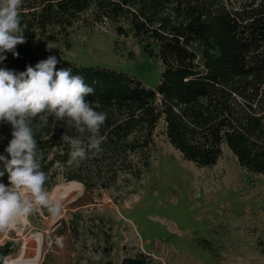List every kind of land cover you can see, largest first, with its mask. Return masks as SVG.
Masks as SVG:
<instances>
[{"label":"trees","instance_id":"obj_1","mask_svg":"<svg viewBox=\"0 0 264 264\" xmlns=\"http://www.w3.org/2000/svg\"><path fill=\"white\" fill-rule=\"evenodd\" d=\"M20 16L27 25L25 43L16 46L18 56L4 53L0 68L19 73L47 59L37 41H65L81 18L131 33L161 62L155 88L110 67L56 65L71 67L94 88L85 100L107 119L99 149L72 166L61 136H85L54 116L31 120L48 175L45 188L59 175L87 189L110 187L124 173L136 175L160 120L171 145L195 165H214L225 145L247 171L264 174V0H23ZM11 133L12 126L0 122V155H8ZM57 160L65 162V171L53 167ZM0 182L8 184L7 173ZM13 252L11 242L0 244V264ZM121 264L155 263L137 252Z\"/></svg>","mask_w":264,"mask_h":264},{"label":"rangeland","instance_id":"obj_2","mask_svg":"<svg viewBox=\"0 0 264 264\" xmlns=\"http://www.w3.org/2000/svg\"><path fill=\"white\" fill-rule=\"evenodd\" d=\"M36 45L63 65L114 68L151 88L159 80V58L108 22L81 18L65 41ZM153 141L145 165L137 160L140 171L110 187L87 189L59 175L46 189L62 203V214L34 206L14 219L0 231V244L14 248L8 259L121 264L141 252L155 264H264V174L247 171L225 145L214 165H195L168 141L163 120Z\"/></svg>","mask_w":264,"mask_h":264},{"label":"clouds","instance_id":"obj_3","mask_svg":"<svg viewBox=\"0 0 264 264\" xmlns=\"http://www.w3.org/2000/svg\"><path fill=\"white\" fill-rule=\"evenodd\" d=\"M22 4L23 0H0V61L7 59V52L18 56L16 46L25 43ZM59 62L52 55L23 72L0 68V122L12 126V139L5 148L8 155H0V177L7 173L8 178L7 185L0 182V231L14 219L29 216L34 206L46 208L53 217L62 214V203L52 199L45 188L48 175L39 163L32 119L41 117L46 122L48 116H54L85 136L62 134L61 140L70 146L67 166L79 165L102 143L100 129L107 113L96 111L85 100L94 88L81 75H74L71 67L57 70ZM53 167L66 170L65 162L59 160Z\"/></svg>","mask_w":264,"mask_h":264},{"label":"bare ground","instance_id":"obj_4","mask_svg":"<svg viewBox=\"0 0 264 264\" xmlns=\"http://www.w3.org/2000/svg\"><path fill=\"white\" fill-rule=\"evenodd\" d=\"M34 259L35 257L33 255H30V258H13V260H10L8 257H6L4 262L5 264H32Z\"/></svg>","mask_w":264,"mask_h":264},{"label":"water","instance_id":"obj_5","mask_svg":"<svg viewBox=\"0 0 264 264\" xmlns=\"http://www.w3.org/2000/svg\"><path fill=\"white\" fill-rule=\"evenodd\" d=\"M3 263L5 264V262L3 261Z\"/></svg>","mask_w":264,"mask_h":264}]
</instances>
